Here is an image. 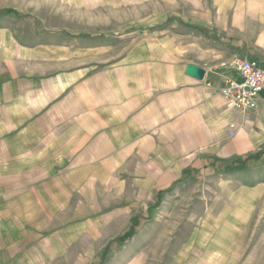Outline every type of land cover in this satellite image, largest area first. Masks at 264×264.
<instances>
[{
	"label": "crops",
	"instance_id": "crops-1",
	"mask_svg": "<svg viewBox=\"0 0 264 264\" xmlns=\"http://www.w3.org/2000/svg\"><path fill=\"white\" fill-rule=\"evenodd\" d=\"M20 18L0 10L2 201L10 187L66 204L77 190L128 184L150 208L160 200L156 219L180 201V225L160 244L134 232L120 264H264V90L249 123L219 93L239 80L234 61L264 67V0H180L179 17L150 27L172 36L110 64L99 59L114 39L39 31L28 43ZM200 185L224 193L184 194Z\"/></svg>",
	"mask_w": 264,
	"mask_h": 264
},
{
	"label": "rangeland",
	"instance_id": "rangeland-1",
	"mask_svg": "<svg viewBox=\"0 0 264 264\" xmlns=\"http://www.w3.org/2000/svg\"><path fill=\"white\" fill-rule=\"evenodd\" d=\"M5 9L14 10L19 19L25 17L17 32L28 43L36 40L39 31L114 39L99 59L110 64L133 47L141 45L144 50L143 43L151 35L155 39L172 36L159 27L180 16V0H0V10ZM154 23L161 25L150 28ZM2 190L6 189H0L2 264H120L129 254L124 248L132 243L134 232L140 233L138 244H160L168 238L166 231L180 225V201L164 207L173 213L169 220L156 219L149 212L159 210L160 200L150 208L139 196L135 199L128 184L122 189L77 190L66 204H53L47 196L38 195L42 189L36 187H10L8 201H2ZM27 190L35 195H24L20 201L22 195L16 192ZM223 193L222 188L200 185L184 194Z\"/></svg>",
	"mask_w": 264,
	"mask_h": 264
},
{
	"label": "built area",
	"instance_id": "built-area-1",
	"mask_svg": "<svg viewBox=\"0 0 264 264\" xmlns=\"http://www.w3.org/2000/svg\"><path fill=\"white\" fill-rule=\"evenodd\" d=\"M222 66H225L222 64ZM231 69L239 80L226 79L219 93L226 107L238 113L243 123H249L251 113L258 105L259 95L264 90V67L257 61L238 59L231 64ZM229 135L233 136L235 124H229Z\"/></svg>",
	"mask_w": 264,
	"mask_h": 264
},
{
	"label": "water",
	"instance_id": "water-1",
	"mask_svg": "<svg viewBox=\"0 0 264 264\" xmlns=\"http://www.w3.org/2000/svg\"><path fill=\"white\" fill-rule=\"evenodd\" d=\"M185 73L195 79H202L204 75V71L194 65H187L185 69Z\"/></svg>",
	"mask_w": 264,
	"mask_h": 264
}]
</instances>
